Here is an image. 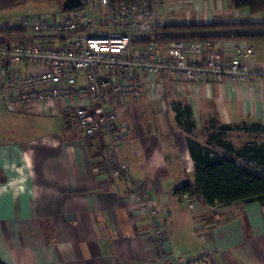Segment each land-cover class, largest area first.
<instances>
[{
  "label": "crops",
  "instance_id": "1",
  "mask_svg": "<svg viewBox=\"0 0 264 264\" xmlns=\"http://www.w3.org/2000/svg\"><path fill=\"white\" fill-rule=\"evenodd\" d=\"M234 7L231 0H167L166 10L169 19L187 18V23L264 22V12ZM248 42L256 52L251 68L259 73L252 83L155 79L146 99L121 111L124 137L118 157L135 178L154 181L170 250L176 257L210 252L206 264H264V204L210 206L197 200L186 202L173 192L184 181L195 182L188 137L207 145L208 131L216 122L264 126V39ZM155 99L160 102V106L154 103L158 109L171 110L173 125L166 123L164 113L145 112L143 106ZM186 106L195 122L191 133L174 114L175 107ZM0 107L7 120L18 122L24 117V122L29 121L26 130H16L20 141L0 138L1 261L162 264L152 248L150 220L134 213L127 181L111 175L94 138L72 127L61 114L33 116L8 110L3 103ZM139 109L149 123L162 122L163 132L170 136L167 147L159 141L149 146L132 142L144 136ZM155 129L156 123L146 124L145 132Z\"/></svg>",
  "mask_w": 264,
  "mask_h": 264
},
{
  "label": "built area",
  "instance_id": "2",
  "mask_svg": "<svg viewBox=\"0 0 264 264\" xmlns=\"http://www.w3.org/2000/svg\"><path fill=\"white\" fill-rule=\"evenodd\" d=\"M166 6L167 0H94L61 10L57 17L40 14L3 22L0 103L15 112L61 114L93 137L111 175L127 181L134 213L150 220L152 248L162 264H206L210 252L171 253L154 181L135 178L118 157L124 137L120 114L147 95L156 80L252 83L259 74L251 68L256 52L248 40L234 38L232 29L223 31L228 38L144 41L172 34L156 31L170 23Z\"/></svg>",
  "mask_w": 264,
  "mask_h": 264
},
{
  "label": "trees",
  "instance_id": "3",
  "mask_svg": "<svg viewBox=\"0 0 264 264\" xmlns=\"http://www.w3.org/2000/svg\"><path fill=\"white\" fill-rule=\"evenodd\" d=\"M29 1H62V0H0V12L12 7H18ZM65 1V0H64ZM86 1V0H84ZM136 0H111L112 4ZM238 10H249L250 13L264 12V0H231ZM170 32L162 39L146 38L144 41L172 39H204L228 38L224 30H234L233 36L241 40L264 39V22H213V23H169L156 27L157 30ZM158 38V39H157ZM178 123L187 131L192 132L195 122L189 106L174 108ZM251 133L264 132L261 124H244L243 126L220 125L219 133L209 134L208 144L204 145L192 137L187 138L188 148L194 161L195 182L184 181L173 189L174 194L195 198L206 205H229L236 202H260L264 204V141L261 143H246L241 148L225 139L227 133L234 130ZM93 138V137H89ZM212 145L222 152L215 151ZM246 164H253L254 169ZM0 264H5L0 260Z\"/></svg>",
  "mask_w": 264,
  "mask_h": 264
},
{
  "label": "rangeland",
  "instance_id": "4",
  "mask_svg": "<svg viewBox=\"0 0 264 264\" xmlns=\"http://www.w3.org/2000/svg\"><path fill=\"white\" fill-rule=\"evenodd\" d=\"M88 2V4H91L94 0H86ZM64 4V0L62 1H55V2H51V1H29L25 4H22L18 7H12L9 9H5L3 11L0 12V24H2L3 22H7V21H14L16 19L22 18V17H28V16H39L40 14L42 16H47L49 18L51 17H57L61 15V7ZM236 10L237 8L234 7ZM264 16V15H263ZM180 17V15L178 16ZM188 20L187 18H172L170 19V23H187ZM190 23V22H189ZM158 33H163V30H157ZM159 39H162V37L157 36ZM153 38H156V36H153ZM157 38V39H158ZM218 39V38H215ZM162 43H167L168 40H159ZM149 95H144V97L141 98V100L144 98L146 99ZM135 102V100H133V103ZM148 103V102H147ZM145 103V104H147ZM160 104V102L158 100H153L149 102V105L143 106V109H146L145 112H148L149 115L153 114L154 116H157L158 112L160 113H164L165 115V119H166V123L168 125H170L172 123V125L174 124L173 121H169V115L171 113V110L166 109V108H159L158 109V105L156 104ZM136 102L135 104L132 105V107H134V105L136 106ZM144 104V105H145ZM160 106V105H159ZM2 108V107H0ZM27 112V111H26ZM142 110H137L138 113V117L140 119V123L142 126V129L144 131V136H142L141 138L137 139L136 141H132L133 143H137L138 145H154V143L158 144V141L160 142V145H165V147L168 146L169 142H170V136L167 134H165L163 132L164 128H163V124L162 122H157V121H150V123L152 124H157V129H155L154 133H152V131H150L148 134L145 132L146 129V124L150 125L149 121H147L143 115H142ZM2 113V114H1ZM28 114L31 115H35V116H40L43 114H32L27 112ZM7 116L6 112L4 111V109L0 110V118H2L0 120V138L1 136L4 137L5 140H15V141H20L17 138V132L16 130L19 129L18 127H22V131L26 130V125L25 122H29V121H25L24 122V117H22V121H10L7 120V118L5 117ZM27 120V119H26ZM210 130L208 131L209 134H211L212 132L215 133H219L220 130V125L216 122L215 124L213 123L212 126H210ZM201 130V129H200ZM142 131V132H143ZM202 131V130H201ZM201 131H199V133H201ZM199 137V136H198ZM201 137V136H200ZM225 139H227L228 141L232 142L233 144H235L236 148H241L244 144L250 142V141H256L258 140L259 142L264 141V132H257V133H247V132H237V131H231L229 133L226 134ZM213 150L215 151H220L221 149L219 147H217L216 145H212ZM222 151V150H221ZM239 163L242 165H248L250 168L254 169V165L253 164H246L245 162L239 160ZM163 170V169H162ZM168 173V172H167ZM172 175V174H170ZM174 179V178H173Z\"/></svg>",
  "mask_w": 264,
  "mask_h": 264
},
{
  "label": "water",
  "instance_id": "5",
  "mask_svg": "<svg viewBox=\"0 0 264 264\" xmlns=\"http://www.w3.org/2000/svg\"><path fill=\"white\" fill-rule=\"evenodd\" d=\"M85 3L84 0H65L63 4V8L65 10H71L76 7H80Z\"/></svg>",
  "mask_w": 264,
  "mask_h": 264
}]
</instances>
